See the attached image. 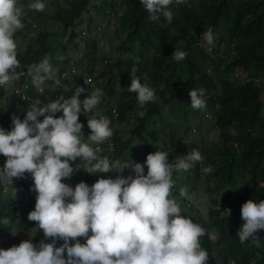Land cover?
Here are the masks:
<instances>
[{
    "label": "trees",
    "instance_id": "1",
    "mask_svg": "<svg viewBox=\"0 0 264 264\" xmlns=\"http://www.w3.org/2000/svg\"><path fill=\"white\" fill-rule=\"evenodd\" d=\"M95 1L93 6L91 0H45L48 7L43 12L26 9L25 28L15 36L21 42L18 59L26 55V64L38 63L50 54L54 65L64 63L63 70L72 65L74 68L68 71L69 90L60 91L65 98L72 95L76 86L89 91L100 88L104 92L98 105L100 113L108 116L111 109H116L118 125L128 122L130 117L135 123L130 140L116 139L115 130L116 158L124 159L129 155L139 163L155 151L153 146L157 138L165 137V146L173 147L179 142L175 132L166 131L167 122L162 124L163 128L157 126L162 121L164 105L175 102L177 108L185 107L190 103L188 92L203 89L206 100L203 110L212 115L213 130L218 132L219 139L204 153L203 168L211 166L214 171L206 174L203 169L194 167L180 176L179 172H174L173 179L178 190L199 191L211 205L202 212L191 197L181 198L182 214L206 228L201 243L211 254L208 264L211 260L219 264H229L228 260H235L237 264H264V229L257 233L258 243L250 239L242 244L236 235L244 223L240 217L242 204L249 199L264 200V0H185L179 5L173 0L169 6L173 12L170 24L162 17L158 22L149 20L140 0ZM27 2L20 0L24 5ZM89 8L98 15H113L117 23L113 30L117 55L108 57L105 66L97 71L98 43L92 31L100 24L96 23ZM56 28L59 31L54 32ZM209 28L216 40L213 45H208L210 51L207 52L201 36ZM77 41H83V54L79 59L70 56L67 48L73 45L74 51L77 50ZM175 48L187 52L183 61L176 62L172 58ZM222 50H225L223 54ZM58 56H63L64 60H58ZM236 69L244 71L247 79H230ZM131 75L139 76L141 82L146 78L155 90V102L146 104L143 109L139 107L136 94L127 91ZM88 76L93 77L94 86L84 83ZM99 79L101 82L97 84ZM20 82L32 86L23 77ZM87 94L82 93L79 99L83 100ZM3 96L0 89V98ZM27 110L18 98L11 97L0 106V127L10 130L11 116L23 119ZM139 111H145L143 118L137 115ZM169 116L176 117L168 115L166 119ZM167 121L173 127L174 120ZM79 122L84 125L86 138L90 129L83 112ZM133 135L137 138L135 145ZM106 152L104 156H108ZM5 159L0 155V167ZM122 174L127 176L129 173L124 170ZM116 175L115 171L89 174L78 168L70 179L62 182L74 187L83 181L91 186L99 177L114 178ZM31 185L32 179L27 173L24 178L15 179L13 185L8 186V192L0 185V219L8 216L12 221L8 227L0 224V237L13 245L25 240L14 232L28 233L32 228L36 229V223L27 219L35 205L36 193L29 190ZM25 196H31L32 202ZM226 206L230 215L225 212ZM213 229L214 236L211 235ZM36 230L31 238L33 243L44 239L43 232ZM60 243L62 241H57V246Z\"/></svg>",
    "mask_w": 264,
    "mask_h": 264
},
{
    "label": "clouds",
    "instance_id": "2",
    "mask_svg": "<svg viewBox=\"0 0 264 264\" xmlns=\"http://www.w3.org/2000/svg\"><path fill=\"white\" fill-rule=\"evenodd\" d=\"M184 2L175 0L178 5ZM140 3L149 20L158 22L162 17L167 23L172 22L169 6L173 0H140ZM47 7L45 0H28L26 5L20 0H0V89L4 92L0 100L14 97L28 107L23 119L11 116L10 130L0 127V155L6 158L0 167V185L8 192V186L15 179L24 178L26 173L31 176L29 190L36 195L34 210L28 213L27 219L36 223V229L44 237L38 243L29 238L7 249L0 248V264H208L211 254L201 243L206 228L182 214L181 198L190 199L191 194L194 205L202 212L211 203L199 191L178 190L173 179L174 172L180 176L194 167L206 174L214 171L211 166L203 168L204 153L219 140L218 132L213 130L212 115L203 110L206 108L204 90L191 89L190 103L185 107L177 108L175 102L164 105L162 121L157 126L163 128L162 124L167 122L168 130L176 133L177 144L165 146V137L161 140L156 137L155 151L148 153L143 163L130 159L129 155L116 158L113 134L116 130L118 139V112L111 109L108 116L100 113L98 105L104 92L100 88L89 91L76 86L72 95L65 98L60 91L69 90L68 71L74 68L72 65L63 70L64 63L54 65L50 54L38 63L22 65L18 59L21 42L18 44L15 36L25 28V10L43 12ZM100 31L98 27L92 33ZM201 39L211 46L216 36L209 28ZM171 56L180 62L187 52L175 48ZM57 59L63 61L64 57ZM107 62L108 59H102L97 64L103 67ZM21 77L32 86L21 83ZM100 82L101 79L97 84ZM84 83L93 85V77L88 76ZM127 91L136 94L141 109L157 99L146 78L141 82L136 75H131ZM85 92L88 93L85 98L79 99ZM82 112L90 129L86 138L84 125L79 122ZM145 114V111L137 112L141 118ZM168 115L176 117L166 119ZM168 119L174 120L173 127ZM189 120H193L192 125L188 124ZM130 122L127 140L131 139L135 127L134 119L130 117L122 123ZM182 128L183 134L179 135ZM211 131L215 142H206ZM195 133L196 141L204 144L203 147L190 140ZM136 141L133 135L132 143L135 145ZM104 151L108 156L103 155ZM77 161L80 163L76 164ZM78 168L89 174L115 171L117 175L99 177L91 186L83 181L74 187L62 182L70 179ZM124 170L129 173L127 176L122 174ZM225 212L230 215L228 206ZM240 217L244 221L236 234L240 243L250 239L258 243L257 233L264 229V200L244 202ZM0 224L8 227L12 221L5 216ZM215 233L213 229L211 235ZM57 241L62 243L57 246ZM212 263L219 264L216 260H211ZM228 263L237 264L235 260Z\"/></svg>",
    "mask_w": 264,
    "mask_h": 264
},
{
    "label": "rangeland",
    "instance_id": "3",
    "mask_svg": "<svg viewBox=\"0 0 264 264\" xmlns=\"http://www.w3.org/2000/svg\"><path fill=\"white\" fill-rule=\"evenodd\" d=\"M91 3L96 4V2H93V1H91ZM90 14L96 20V23H99L100 27H101V31L99 32V34H97V32L92 33L93 37L96 36L97 43H98L97 44L98 45V61L101 62L102 59H108V57H115L117 55V49H116L117 42L114 41V38H113V30H114L115 25H117L115 17H112L113 15H110V14L107 16L95 14V11L91 8H90ZM83 26H81V27H83ZM56 31H59V29L58 28L54 29V32H56ZM100 38H102V39H100ZM65 39L66 38H64L63 40L65 41ZM17 42H18V44L20 43L19 40H17ZM201 43L203 46H205L206 51L209 52V49H208L209 46L202 39H201ZM77 47H78L77 50L74 51L73 45L67 46L68 53H70V56L73 55V57H76L77 59H79V58H81V56L83 54V41H81V42L77 41ZM224 51L225 50H222L221 54H223ZM224 56L226 57L225 53H224ZM27 59H28V57L26 55L22 56V58L20 60L21 64H23V65L26 64L25 61ZM100 68H101L100 64H97L96 71L99 70ZM232 76H229V78L230 79L235 78L238 81H244L247 79L246 73L244 71H242L241 69H236L234 71V76L233 77ZM7 101H9L8 98H6V99L3 98L2 100H0V106L1 105L3 106V104H6ZM171 108H173V107H171ZM167 111L169 112V110H167ZM5 124L7 125V123H5ZM130 124H131V122L129 124H122V125L117 124L118 138H121L122 140H127L130 138V134H129V130L131 129ZM188 124L192 125L193 120H189ZM167 130H168V128L166 126V131ZM182 134H183V128L179 131V135H182ZM184 134H185L186 139H187L189 136L188 130L186 131V133L184 132ZM195 136H196V133L190 137V140L193 141L196 146H202L203 147L204 144L200 145L196 141ZM215 139H216V137L214 135V131H211V133H209V135L206 139V142H215ZM202 147H201V149H202ZM176 192L177 191L175 190L174 194H176ZM189 196L191 197L192 195L190 194ZM30 197L31 196H25L26 199H28L29 201L32 202ZM35 231H37V230L34 227L30 233L14 232V234L21 239L27 240V239L33 237ZM11 246H13L12 243H10L7 240L0 237V248L7 249Z\"/></svg>",
    "mask_w": 264,
    "mask_h": 264
}]
</instances>
